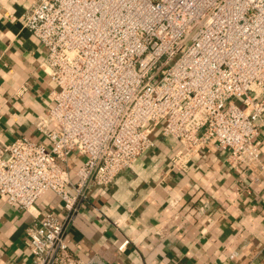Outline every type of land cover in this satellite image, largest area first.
<instances>
[{
	"label": "built area",
	"instance_id": "2783aa9c",
	"mask_svg": "<svg viewBox=\"0 0 264 264\" xmlns=\"http://www.w3.org/2000/svg\"><path fill=\"white\" fill-rule=\"evenodd\" d=\"M22 25L46 50L51 106L33 121L43 142L0 139V196L33 216V264H85L63 237L76 203L131 168L157 127L180 145L172 170L212 143L264 171V0H30ZM49 191L64 217L36 208Z\"/></svg>",
	"mask_w": 264,
	"mask_h": 264
},
{
	"label": "crops",
	"instance_id": "0c3cea01",
	"mask_svg": "<svg viewBox=\"0 0 264 264\" xmlns=\"http://www.w3.org/2000/svg\"><path fill=\"white\" fill-rule=\"evenodd\" d=\"M30 0H0V139L43 142L33 125L51 106L52 84L40 64L46 50L22 25ZM51 128H56L51 124ZM153 147L113 181L79 200L64 230L71 254L85 264H264V171L228 160L207 144L185 171L171 169L180 148L151 134ZM255 140L264 163V126ZM73 153L69 171L81 163ZM41 216L64 217L49 191ZM33 216L0 196V264H33L27 230Z\"/></svg>",
	"mask_w": 264,
	"mask_h": 264
},
{
	"label": "rangeland",
	"instance_id": "374dc122",
	"mask_svg": "<svg viewBox=\"0 0 264 264\" xmlns=\"http://www.w3.org/2000/svg\"><path fill=\"white\" fill-rule=\"evenodd\" d=\"M240 102V100L238 99L237 101H236V103L238 104Z\"/></svg>",
	"mask_w": 264,
	"mask_h": 264
}]
</instances>
